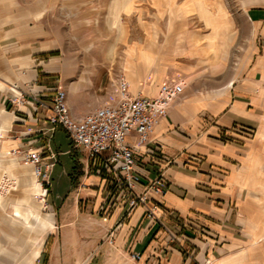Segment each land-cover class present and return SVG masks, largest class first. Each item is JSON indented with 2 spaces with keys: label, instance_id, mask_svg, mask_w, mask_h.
Here are the masks:
<instances>
[{
  "label": "crops",
  "instance_id": "0c3cea01",
  "mask_svg": "<svg viewBox=\"0 0 264 264\" xmlns=\"http://www.w3.org/2000/svg\"><path fill=\"white\" fill-rule=\"evenodd\" d=\"M239 4L242 13H220L216 27L199 18L200 25L188 30L193 34L188 46L175 51L188 56L187 62H159L162 69L182 72L184 92L147 145L161 151H138L144 157L143 182L156 178L161 168L167 179L165 193L154 195L157 220L147 218L142 206L125 217L121 208L102 215L104 185L80 169L81 193L93 195V211L90 217L82 213L75 227L62 225L65 238L75 230L79 243L94 230L95 252L82 263L90 264L98 254L99 264H264V0ZM55 7L53 0H0V150L48 145L54 152L50 141L58 128L51 130L50 111L37 99L48 104L60 86L68 103L99 84L86 68L73 71L60 41L66 34L53 31ZM127 67L131 72L132 65ZM168 77L159 73L129 88L153 96ZM209 82L227 89L216 94ZM133 252L138 260L131 258ZM60 260L66 264L67 255ZM60 260L50 255L46 264Z\"/></svg>",
  "mask_w": 264,
  "mask_h": 264
},
{
  "label": "rangeland",
  "instance_id": "374dc122",
  "mask_svg": "<svg viewBox=\"0 0 264 264\" xmlns=\"http://www.w3.org/2000/svg\"><path fill=\"white\" fill-rule=\"evenodd\" d=\"M53 31L66 34L62 41V51L74 65L76 73L83 68L91 78H98V86L89 88L83 97L68 101L75 115H82L105 99L113 78L123 75L131 82H151L157 74L181 78L178 70L162 69L160 61L174 60L187 62L188 56H178L177 48L187 47L192 32L188 30L200 25L201 16L196 0H53ZM211 15L224 12L227 15L241 14L239 0H201ZM130 9L126 11V8ZM184 38H179V36ZM235 52V47L232 48ZM148 57V58H147ZM182 57V58H181ZM150 59V60H149ZM132 65L131 72L127 65ZM230 73V72H229ZM208 83V82H206ZM213 84L214 93L222 94L227 88L217 82ZM57 153L56 163L49 176V187L33 175V168L7 151L0 150L1 161L15 159L21 168L6 173L0 167V196L8 200L0 207V243L3 246L0 264H46L50 255L60 260L67 255L66 264H81L83 259L95 252L93 229L82 236L79 243L75 230L71 237L65 238L64 223L74 227L81 223L80 215L93 211V195H84L79 183L82 178L80 169L84 166V155L80 149L72 147V140L63 128L54 132L50 141ZM24 167H27L25 169ZM25 171V172H24ZM13 176L10 177L9 175ZM31 178L27 185L16 183L20 175ZM8 180V181H7ZM10 182V183H9ZM12 183V184H11ZM4 187V188H3ZM87 189V188H86ZM78 190V191H77ZM31 191H36L31 194ZM76 192L79 194L76 195ZM42 196V197H41ZM68 213V221L63 215ZM52 215V227H42L36 217ZM16 225L14 230L8 222ZM64 224V225H62ZM27 238L34 240L33 246ZM83 246V249H82ZM83 252V253H82ZM19 253L25 254L23 262ZM98 254L90 264H99ZM56 264H64L58 261ZM84 264V263H82Z\"/></svg>",
  "mask_w": 264,
  "mask_h": 264
},
{
  "label": "built area",
  "instance_id": "2783aa9c",
  "mask_svg": "<svg viewBox=\"0 0 264 264\" xmlns=\"http://www.w3.org/2000/svg\"><path fill=\"white\" fill-rule=\"evenodd\" d=\"M126 79L122 74L113 78L104 101L82 115L72 113L67 103V91L60 86L53 90L48 104L40 98L37 102L50 111L51 130L60 127L66 130L72 147L82 151L84 175L93 174L101 179L105 197L99 213L108 215L111 210L121 208L125 217L134 208L142 206L147 218L157 220L155 212L159 204L154 195L165 193L167 179L161 168L156 178L143 182L139 168L144 157L138 151L143 148V153L150 155L161 151L158 146L151 149L147 145L159 120L183 95L184 83L178 77L165 80L155 95L147 96L140 91L132 93ZM11 154L33 166L37 181L41 187L47 185L44 189L47 191L49 176L56 163V154L49 146L26 152L17 149ZM162 159L165 164L169 163L163 156ZM107 236L108 243L112 244L113 231ZM130 256L133 260L140 257L134 252Z\"/></svg>",
  "mask_w": 264,
  "mask_h": 264
},
{
  "label": "bare ground",
  "instance_id": "6f19581e",
  "mask_svg": "<svg viewBox=\"0 0 264 264\" xmlns=\"http://www.w3.org/2000/svg\"><path fill=\"white\" fill-rule=\"evenodd\" d=\"M196 3H197V5H198V7H199V10H200V13H201V16H203L205 19H207V20H209L208 21V24L210 23L213 27H216V25H218L217 23H215V22H213V21H215L216 19L215 18H217L218 17V15L219 14H217V15H211L209 12H208V10L202 5V2H201V0H196ZM130 9V6H129V4H128V7L126 8V11H128ZM3 151V150H2ZM12 157H14V158H16V159H18V160H20L19 159V157H17V156H13L12 155ZM32 166V165H31ZM0 167L1 168H3L4 170L3 171H6V173H9L10 174V172H13V171H16L17 169L19 170L20 169V171H21V168H19L18 167V164L16 163V161H15V159H11V161H9V162H4V161H1V165H0ZM25 169H27V167H24ZM32 168H33V166H32ZM25 172V171H24ZM8 174V175H9ZM33 175H34V177L36 178V174H35V169L33 168ZM10 177H13V176H11V175H9ZM15 179H16V183H18V182H20L21 184H23V185H27L28 183H31L30 182V180H31V178L30 177H28L27 175H20V177L19 178H16V177H14ZM37 179V178H36ZM8 181V180H7ZM10 183V182H9ZM12 184V183H11ZM4 188V187H3ZM42 188V187H41ZM32 195L33 194H35L36 193V191H31L30 192ZM42 197V196H41ZM8 200V197H4V196H0V207H3V205L6 203V201ZM36 222L40 225V226H42V227H49V228H51L53 225H52V215L51 214H44V215H42V216H39L38 215V217H36ZM9 223V225H11V227L15 230L16 229V225L14 224V223H12V222H8ZM27 243L30 245V247H32L33 245L32 244H34V240L33 239H31V238H27ZM3 248V246L1 245V243H0V259L1 258H3V257H1V254H2V249ZM19 257H21V259H22V261L23 262H27V257L25 256V254H20L19 253ZM18 264H22L20 261L18 262Z\"/></svg>",
  "mask_w": 264,
  "mask_h": 264
}]
</instances>
